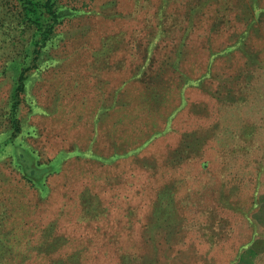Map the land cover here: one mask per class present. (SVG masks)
<instances>
[{
    "label": "rangeland",
    "instance_id": "obj_1",
    "mask_svg": "<svg viewBox=\"0 0 264 264\" xmlns=\"http://www.w3.org/2000/svg\"><path fill=\"white\" fill-rule=\"evenodd\" d=\"M56 1L0 0V264H264V0Z\"/></svg>",
    "mask_w": 264,
    "mask_h": 264
},
{
    "label": "trees",
    "instance_id": "obj_2",
    "mask_svg": "<svg viewBox=\"0 0 264 264\" xmlns=\"http://www.w3.org/2000/svg\"><path fill=\"white\" fill-rule=\"evenodd\" d=\"M19 2V6L21 5V1H23L24 7L19 11V15L16 18H20V22H21V27L22 28H32L35 29L32 32L31 36V41L32 45L34 44V48L32 50V53H37V55H39V53L41 52L42 48L46 47L48 44H50V40L52 39V34L53 31L50 29H47L48 26H51L52 24H55L56 22L61 21V19L65 16V15H69V13H64L63 10H60V8L57 5V1L56 0H17ZM43 3V6L45 8L44 12H40L38 13V11L36 10V6L35 7H28V4L31 5L34 3ZM22 6V5H21ZM14 18V17H13ZM54 26V25H53ZM40 29L42 27H44L45 29L40 31L37 29ZM24 74L21 73L19 76V84H18V88L22 89L23 88V81H24ZM204 144L206 143V141L203 142ZM16 158L19 164L22 165L23 170L26 172L27 176L32 177L33 179L37 180L41 174L42 171L38 170L35 167L34 164V159L33 157L29 154L28 151L26 150H22L17 148L16 149ZM148 242V244H150V248H156V251H158V249L162 248V240L157 239L155 237L150 238V236L145 240ZM158 254H154L153 259L155 258L156 263L155 264H159V262L161 261L162 255L157 256ZM168 259L172 258L173 256H171ZM173 259V258H172ZM158 262V263H157ZM215 262V260H214Z\"/></svg>",
    "mask_w": 264,
    "mask_h": 264
}]
</instances>
